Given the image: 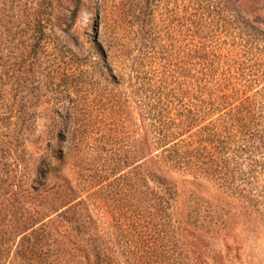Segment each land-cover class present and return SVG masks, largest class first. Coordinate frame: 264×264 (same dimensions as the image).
<instances>
[{"label":"rangeland","instance_id":"rangeland-1","mask_svg":"<svg viewBox=\"0 0 264 264\" xmlns=\"http://www.w3.org/2000/svg\"><path fill=\"white\" fill-rule=\"evenodd\" d=\"M196 85L264 105V0H0V264H106V246L125 264L106 186L87 179L106 170L110 89L127 98L110 155L134 177L145 163L152 187H172L184 264H264V138H237L215 182L170 170L142 141L144 89L186 101ZM69 108L86 132L62 163L76 193L66 213L32 180L66 149ZM26 249L40 256L28 262Z\"/></svg>","mask_w":264,"mask_h":264},{"label":"trees","instance_id":"trees-1","mask_svg":"<svg viewBox=\"0 0 264 264\" xmlns=\"http://www.w3.org/2000/svg\"><path fill=\"white\" fill-rule=\"evenodd\" d=\"M41 26L42 22L35 19V31L42 32ZM196 86V89L188 90L186 101L165 86L144 89L142 121L148 120V129L143 125L142 130L147 137H142V141L148 143V138L151 139L159 152L155 160L170 170L190 174L199 181L215 182L220 179L221 156H225L237 138L246 141L252 137L264 138V105L251 96L239 95L238 91L218 94L206 92L203 85ZM126 102L127 98L117 95L114 89L108 91L106 170L101 168L87 179L93 184H100L98 189L106 186V201H109L106 206L110 207L114 225L125 243L121 251L125 264H184V259L191 255L186 257L182 251L177 228L172 223L169 211L172 187L166 191L152 187L145 163H140L134 177L131 171L119 169L121 159L118 156L110 155L115 154L117 149L114 148L124 132ZM67 115L69 120L64 124L66 133L62 137L66 149L58 150L52 163L40 167L41 179L32 180L38 183V186L33 185V189L40 197L61 201L63 207L66 206V213L73 211L70 198L76 193L69 180L60 174L62 163L75 156L79 145L77 137L86 132V125L82 127L70 119L73 115L71 108ZM149 133H152L151 137H148ZM100 134L101 138L105 136L103 130ZM243 147L246 151L249 144L245 143ZM108 155L111 157L108 158ZM224 161L229 166L231 158L228 154ZM104 176L106 183L103 182ZM35 254V249L22 252L28 262L32 261V256H40ZM118 257L106 246V264H122Z\"/></svg>","mask_w":264,"mask_h":264}]
</instances>
